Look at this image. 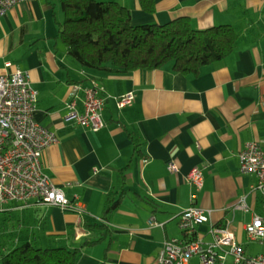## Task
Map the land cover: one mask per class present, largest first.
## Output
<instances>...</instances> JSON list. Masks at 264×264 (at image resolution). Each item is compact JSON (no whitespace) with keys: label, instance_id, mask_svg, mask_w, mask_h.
I'll return each mask as SVG.
<instances>
[{"label":"crops","instance_id":"obj_1","mask_svg":"<svg viewBox=\"0 0 264 264\" xmlns=\"http://www.w3.org/2000/svg\"><path fill=\"white\" fill-rule=\"evenodd\" d=\"M99 1L129 8L133 24L188 17L199 29L232 24L239 37L229 55L197 75L176 72L171 64L104 73L68 55L58 37L61 0L22 1L0 16V68L11 63L29 72L38 91L36 118L58 137L43 153L44 172L85 209L80 214L36 198L0 205L15 221L6 245L80 247L76 264H159L164 241L185 237L178 216L192 205L186 175L194 167L203 173L195 204L211 211L213 223L242 234L247 222L237 215L251 220L261 210L259 191L252 190L256 176L241 172L239 152L253 140L264 149V0H155L154 12L141 0ZM91 78L107 96L98 131L66 117L73 100L83 109ZM76 83L82 88L74 96ZM129 91L134 101L119 108L116 98ZM171 161L176 170L168 167ZM243 195L251 211L233 209ZM209 226L198 225L195 235L210 241ZM87 240L97 241L83 244ZM192 262L199 264L197 257Z\"/></svg>","mask_w":264,"mask_h":264},{"label":"built area","instance_id":"obj_2","mask_svg":"<svg viewBox=\"0 0 264 264\" xmlns=\"http://www.w3.org/2000/svg\"><path fill=\"white\" fill-rule=\"evenodd\" d=\"M27 0H0V16L14 5ZM72 85V95L81 89ZM83 109L75 107L73 100L66 117L79 125L98 131L104 127L102 111L107 96L104 87L91 78V84L83 88ZM134 91L116 98L117 106L123 108L132 104ZM38 91L32 86L28 71L7 63L0 68V205L13 200L28 202L36 198L39 202L85 212L79 202L70 201L63 188L56 185L44 172L42 157L44 151L58 141L54 131L42 125L36 118ZM242 173H254L256 183L253 191L261 193V210L253 211L252 219L244 226L247 237L253 243L264 245V149L258 141H248L239 152ZM172 170L177 166L168 164ZM192 187V205L178 216L179 227L184 232L182 239L170 238L164 241L159 254V264H193L197 257L199 264H264V250L248 252L237 234L227 223H213L211 211L195 204L196 192L202 189L203 173L199 167L192 168L186 175ZM233 209L245 212L252 208L247 196L239 198ZM202 223H210L208 232L212 239L208 242L198 238L196 228Z\"/></svg>","mask_w":264,"mask_h":264},{"label":"trees","instance_id":"obj_3","mask_svg":"<svg viewBox=\"0 0 264 264\" xmlns=\"http://www.w3.org/2000/svg\"><path fill=\"white\" fill-rule=\"evenodd\" d=\"M141 3L146 11H155V0ZM61 4L64 20L59 22L58 37L68 55L93 72L127 74L171 64L176 72L197 75L203 66L229 55L239 37L232 24L199 29L188 17L133 24L130 9L116 1L61 0ZM79 249L40 247L27 241L2 254L0 264H76Z\"/></svg>","mask_w":264,"mask_h":264},{"label":"rangeland","instance_id":"obj_4","mask_svg":"<svg viewBox=\"0 0 264 264\" xmlns=\"http://www.w3.org/2000/svg\"><path fill=\"white\" fill-rule=\"evenodd\" d=\"M258 198H259V201H260L261 200V193L260 192H258ZM239 220H242L244 222H248L250 220V214H247L246 215V218H243V216H241L240 213H239L237 215V221H239ZM14 223H15V221H12V220L9 221L8 220L6 213L0 211V256L10 250V247L11 246L10 245H6V244L10 240V239H7L8 238V234H10V235L12 234L13 235V228H12V226L14 225ZM240 234L241 233H238L237 234V238L238 239H239ZM11 238L17 239L15 236H12ZM240 239H241L240 242L243 243V244H247V246H248L249 249H253L254 248V251L253 252H259V250L261 249V247L264 250V245L263 244L261 245L260 243H256V242L253 243L252 241H250L248 239L245 230H244V232H242V234L240 236ZM21 242L22 241H19V242L17 241V243H15V244L16 245L18 243L21 244ZM262 249L260 251H263ZM229 264H231V263L229 262Z\"/></svg>","mask_w":264,"mask_h":264}]
</instances>
